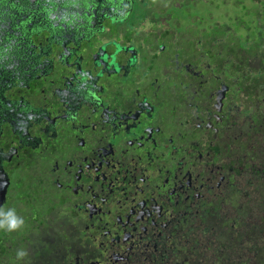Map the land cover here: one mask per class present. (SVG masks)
I'll use <instances>...</instances> for the list:
<instances>
[{"label": "flooded vegetation", "instance_id": "flooded-vegetation-1", "mask_svg": "<svg viewBox=\"0 0 264 264\" xmlns=\"http://www.w3.org/2000/svg\"><path fill=\"white\" fill-rule=\"evenodd\" d=\"M207 2L0 0L1 264H264V88Z\"/></svg>", "mask_w": 264, "mask_h": 264}, {"label": "trees", "instance_id": "trees-1", "mask_svg": "<svg viewBox=\"0 0 264 264\" xmlns=\"http://www.w3.org/2000/svg\"><path fill=\"white\" fill-rule=\"evenodd\" d=\"M231 2L233 3L232 5H234L236 0H231ZM247 9L248 12L243 15V9L241 8L239 14L234 16L232 24H236L237 19H239V24L250 26V36L247 39V42L249 41V53L252 63L256 60L258 61L256 64L252 65L246 87L249 89L264 88V0H248ZM204 21L208 20L206 19ZM239 41L242 45L246 46V41L243 37L239 38ZM257 113H260L264 120V110H262V112L257 111ZM3 243V241L0 242V264L3 263L2 257L9 256V251L6 250ZM10 256L12 259L10 264H19L18 261L13 260L14 258L12 255Z\"/></svg>", "mask_w": 264, "mask_h": 264}, {"label": "clouds", "instance_id": "clouds-1", "mask_svg": "<svg viewBox=\"0 0 264 264\" xmlns=\"http://www.w3.org/2000/svg\"><path fill=\"white\" fill-rule=\"evenodd\" d=\"M24 218L17 214L14 208L0 209V231L15 232L22 228L24 225ZM28 256L26 249H18L15 254V258L18 261L23 260Z\"/></svg>", "mask_w": 264, "mask_h": 264}, {"label": "rangeland", "instance_id": "rangeland-1", "mask_svg": "<svg viewBox=\"0 0 264 264\" xmlns=\"http://www.w3.org/2000/svg\"><path fill=\"white\" fill-rule=\"evenodd\" d=\"M217 2H221V0H215L214 3L207 2L200 8V14H208L211 11L215 16L213 19L210 16H205L208 22H212L213 20L219 19L221 21L230 22V16H236L239 14L240 10L236 8V6L232 5L233 3L229 0L227 3H222L221 5H217ZM251 9V7H250ZM248 19V18H246Z\"/></svg>", "mask_w": 264, "mask_h": 264}]
</instances>
